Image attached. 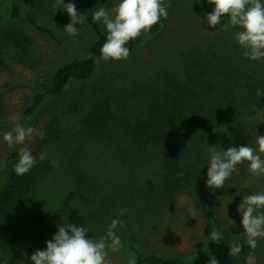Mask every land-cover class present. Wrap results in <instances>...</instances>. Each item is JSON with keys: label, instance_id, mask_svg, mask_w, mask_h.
<instances>
[{"label": "rangeland", "instance_id": "1", "mask_svg": "<svg viewBox=\"0 0 264 264\" xmlns=\"http://www.w3.org/2000/svg\"><path fill=\"white\" fill-rule=\"evenodd\" d=\"M118 3L119 0H76L74 4L79 13L87 16L100 7L111 10ZM163 3L169 5L170 11L160 33L149 38L126 60L100 59L90 81L74 83L63 95L45 98L29 113L37 94L50 86L55 70L75 57L89 56V46L97 35L87 20L82 26L77 23V35L67 33L64 29L70 23V16L62 7L54 6L56 0H0V57L6 64L0 66V208L3 202L10 203L11 197L14 200L19 196L10 187L17 186L14 166L21 148H28L38 159L43 153L47 161L55 162L51 171L38 177L28 193L18 198L28 202V210L22 214L23 209L13 212L10 226L6 225L14 242L24 238L28 231L39 233L40 242L51 240L68 215L85 212L92 217L88 236L97 241L105 237L114 218L126 225L114 230L124 246L118 252L109 249L111 264H128L134 258L130 251L133 243L142 252H160L184 259L203 251L222 250V241L217 244L209 240L211 230L217 229L201 194L196 191L186 188L168 209L165 207L162 213L154 210L157 190L163 186L155 156L152 158L148 153L134 161L136 156L134 159L128 156L131 146L122 137L115 141L127 153L121 163L118 147H113L111 154L99 144L86 142L79 133L83 99L91 101L92 96L103 97L113 92L115 99L125 101L121 110H126L128 117L145 113L152 98L150 89L160 78L183 69L187 60L206 52L213 51L228 60L238 55L235 62L244 69L264 72V58L253 61L243 56L244 49L234 38L242 30L239 26H232L228 17H222L216 28L206 22V15L215 5L207 0H163ZM14 5L19 9V17L12 15ZM28 17L42 27L51 28L53 37L35 28L26 20ZM98 23L106 31V26ZM17 125L33 127L37 134L23 145L9 147L3 136ZM67 127L75 133L73 137ZM64 133L70 138L68 144ZM229 135L226 143L217 139V151L248 145L264 159L256 142L258 135H264V110H256L251 117L243 116ZM80 152L82 162L75 163L72 158H79ZM78 165L84 167L95 185L87 188L75 180L74 168ZM230 179L226 190L207 194L220 222L242 244L238 264H246L247 253L252 249L243 245L247 237L237 208L244 196L264 191V175L251 174L249 162L245 161L237 166ZM130 197H134L135 204H130ZM144 204L151 205L153 210ZM155 204L158 206V202ZM124 208L127 212L120 215ZM190 208L196 210L197 218L190 216ZM255 256L256 264H264V237L258 238Z\"/></svg>", "mask_w": 264, "mask_h": 264}, {"label": "trees", "instance_id": "2", "mask_svg": "<svg viewBox=\"0 0 264 264\" xmlns=\"http://www.w3.org/2000/svg\"><path fill=\"white\" fill-rule=\"evenodd\" d=\"M75 1L64 0L66 3ZM165 5L169 13L170 7L168 4ZM13 8V17H19L18 7L14 5ZM26 20L38 30L53 37L51 28L42 27L29 17ZM164 21L165 18L161 17L163 26ZM87 22L97 35V39L89 46V56L75 57L56 69L50 86H46L44 92L37 94L29 113L36 110L45 98L61 96L70 85L86 83L96 73L98 62L103 58L100 50L106 42L107 30L102 31L91 13L87 15ZM161 24L153 26L146 35L142 34L130 41L126 46L131 50V54L149 38L160 33L163 29ZM212 52L189 59L183 69L162 76L150 89L152 98L145 113H135L136 115L128 117L129 113L121 110L125 101L120 100V103L115 99L113 92L103 97L92 96L91 101L82 100L83 116L79 133L86 142L99 144L105 147L104 151L107 149L112 154V148L118 147L115 141L124 137L131 146L128 156L132 159L136 156L134 161L145 158L148 153L152 158L153 156L157 158V166L160 169L158 178L163 186L157 190L158 198L155 203L158 202V206L153 203L156 212L162 213L165 207L168 209L169 204L174 202L182 190L190 188L201 194L213 225L223 237L220 252L203 251L190 259L160 252H142L133 243L130 251L136 264H209L212 256L218 259L219 264H238V256L229 255V244L237 243V239L220 222L207 194L210 191L226 190L231 183V176L222 189L207 187L209 149L219 146L217 139L223 143L228 142L229 133L234 132L243 116L250 114L251 117L256 114V110L257 112L259 109L264 110V72L259 69L255 71L250 67L244 69L235 62L238 59L237 54L228 60L224 58L225 56ZM0 66H6L1 57ZM67 130L73 137L75 133L72 134L68 127ZM220 135L223 137L219 138ZM64 139L65 144L70 143V138L65 133ZM119 150L121 151L119 162L123 163V156L127 153L120 148ZM82 158L80 152L79 158L72 159L78 163L82 162ZM52 167L53 163L50 161L46 159L41 161L37 158L35 166L28 173L14 175L17 186H11L10 189L17 190L19 196L14 197V200L11 197L10 203L3 202L0 208V263L33 264L30 260L31 255L37 250H46V242H40L39 233L28 231L24 238L14 242L7 232L6 225H9L13 212L20 209H23L21 214L27 212L28 202H22L18 198L25 196L38 177L47 174ZM74 170L77 171L74 178L80 185L87 188L95 185L83 166L78 165ZM129 199L131 205L135 204L134 197ZM144 207L152 208L148 204H144ZM90 220H92L90 214L82 212L70 217L68 215L66 223L71 222L89 229ZM43 229L47 228L43 226Z\"/></svg>", "mask_w": 264, "mask_h": 264}, {"label": "clouds", "instance_id": "3", "mask_svg": "<svg viewBox=\"0 0 264 264\" xmlns=\"http://www.w3.org/2000/svg\"><path fill=\"white\" fill-rule=\"evenodd\" d=\"M215 5L214 10L206 15V22L216 28L221 24L222 17H228L232 26H239L241 31L235 34V40L244 49L243 56L253 61L264 58V0H207ZM56 8L66 10L70 16V23L65 26L67 33L77 35V23L81 26L87 16L77 11L74 3L65 4L64 0H56ZM167 5L163 0H119V3L107 10L100 7L93 13V20L102 22L106 26L107 38L101 47V55L105 60H126L131 50L126 45L150 32L153 26L161 24V17L167 18ZM163 25L161 24V27ZM37 134L33 127L17 125L14 130L4 134L3 139L9 145H23L26 139ZM259 153H264V135L257 136ZM210 160L207 171V187L222 189L225 182L236 171L239 164L249 162L251 174L259 177L264 175V159L250 146L229 147L226 151H217L215 147L209 149ZM19 159L14 166L18 175L28 173L36 164L37 158L28 148H21ZM45 154L41 153L39 160L43 161ZM55 163V162H53ZM264 191L246 195L237 211L242 214L241 224L247 239L243 245L250 246L246 256V264H256L255 249L258 238L264 237ZM127 208L121 209L124 215ZM191 217L197 218L195 209H189ZM232 221L231 225H234ZM126 227L119 218H114L108 225L104 238L97 241L89 238V229L74 223L58 225V232L51 240L46 241V250H37L31 255L33 264H111L109 249L118 252L123 248L122 239L114 231L117 227ZM209 240L220 243L221 233L211 230ZM110 241V243H106ZM229 255L237 257L242 252V244L231 242ZM128 264H136L130 258ZM209 264H219L215 256L210 258Z\"/></svg>", "mask_w": 264, "mask_h": 264}]
</instances>
